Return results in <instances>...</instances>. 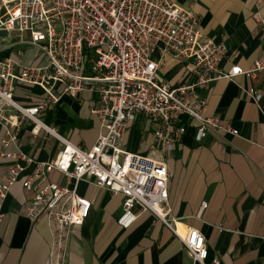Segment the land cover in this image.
<instances>
[{
	"label": "built area",
	"instance_id": "1",
	"mask_svg": "<svg viewBox=\"0 0 264 264\" xmlns=\"http://www.w3.org/2000/svg\"><path fill=\"white\" fill-rule=\"evenodd\" d=\"M253 18L264 28V13ZM14 35L18 44L38 50L32 63H24L21 49L0 56V157L11 162L0 178V227L4 222V200L17 182L33 196L24 207L32 222L47 218L54 243L51 264H64L63 256L70 229L88 219L93 201L79 192L81 181L94 182L122 196L118 223L131 227L142 212L149 211L166 224L184 243L195 264H221L208 261V242L197 227L182 231L171 218L170 182L167 163L181 143L189 124L196 127L195 139L209 134H238L218 115L207 114V98L198 89L216 79L236 75L255 77L264 70V58L249 68L234 64L221 66L227 46L201 34L195 12L174 0H0V38ZM264 35V32H263ZM173 55L193 59L191 78L173 85L157 76L159 59ZM90 70L87 74L86 69ZM41 86L45 98L24 105L15 97L17 85ZM84 89L100 100L93 112L100 119V132L88 148L70 142L54 126L40 118L64 94L76 96ZM257 100L262 94L250 89ZM145 114L154 130L155 146L149 153H134L122 147L129 124ZM32 122L33 136L57 139L62 148L48 160H38L17 143L23 121ZM61 173L68 184L51 179ZM207 203L204 202L203 207Z\"/></svg>",
	"mask_w": 264,
	"mask_h": 264
},
{
	"label": "crops",
	"instance_id": "2",
	"mask_svg": "<svg viewBox=\"0 0 264 264\" xmlns=\"http://www.w3.org/2000/svg\"><path fill=\"white\" fill-rule=\"evenodd\" d=\"M192 9L201 34L227 46L221 66L229 70L234 64L249 68L264 58V28L253 13H264V0H174ZM23 51L24 63L36 60L38 50L29 44H18L14 35L0 38V56ZM30 49L29 54L25 52ZM159 59L157 76L173 85L191 78L193 59L175 56ZM87 74L90 70L87 68ZM15 97L24 105L39 103L45 98L40 86L17 85ZM261 93L257 100L250 93ZM207 98V114L218 115L238 134L213 133L202 142L195 139L196 127L189 124L181 143L167 155L170 182L171 218L178 228L197 227L206 237L211 262L221 264H264V70L255 77L236 75L219 78L198 89ZM97 95L84 89L76 96L64 94L52 109L39 115L48 125L59 129L70 142L82 148L95 144L100 132V119L93 112L99 106ZM32 122L23 121L17 143L38 160L54 158L62 148L57 139L33 136ZM155 126L145 114L129 124L122 147L134 153H149L155 146ZM5 128L0 124L1 138ZM11 165L0 157V178ZM51 179L68 184L58 171ZM79 192L93 201L88 219L73 226L65 245L64 264H195L184 243L171 228L149 211L142 212L129 228L118 223L123 200L120 194L81 181ZM4 200V222L0 227V264H51L54 238L47 218L32 222L24 207L33 193L17 182ZM204 202L207 204L203 207Z\"/></svg>",
	"mask_w": 264,
	"mask_h": 264
},
{
	"label": "rangeland",
	"instance_id": "3",
	"mask_svg": "<svg viewBox=\"0 0 264 264\" xmlns=\"http://www.w3.org/2000/svg\"><path fill=\"white\" fill-rule=\"evenodd\" d=\"M29 50H30V49H28L25 53H26V54H29V52H30Z\"/></svg>",
	"mask_w": 264,
	"mask_h": 264
}]
</instances>
